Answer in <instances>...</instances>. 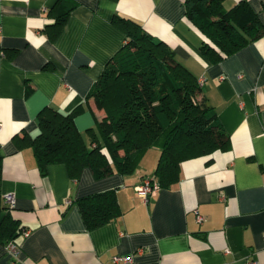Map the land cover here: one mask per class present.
Listing matches in <instances>:
<instances>
[{"label":"crops","instance_id":"crops-1","mask_svg":"<svg viewBox=\"0 0 264 264\" xmlns=\"http://www.w3.org/2000/svg\"><path fill=\"white\" fill-rule=\"evenodd\" d=\"M184 1L0 0V227L6 216L17 223L16 234L0 233V264H264V34L213 61ZM240 1L224 0V8ZM248 1L264 24V0ZM72 5L54 33L55 15ZM116 16L138 21L172 48L230 137L228 149L184 160L168 186L155 174L158 147L129 173L96 178L87 167L72 178L64 162L42 174L32 146L15 140L39 132L46 107L78 109L86 141L89 129L100 136L106 112L89 94L126 43ZM146 178L160 184L147 200L137 189ZM109 188L121 215L88 227L78 199ZM7 193L15 197L11 208ZM126 255L133 262L114 259Z\"/></svg>","mask_w":264,"mask_h":264},{"label":"trees","instance_id":"trees-1","mask_svg":"<svg viewBox=\"0 0 264 264\" xmlns=\"http://www.w3.org/2000/svg\"><path fill=\"white\" fill-rule=\"evenodd\" d=\"M184 6L187 18L205 35L202 48L213 61L264 34V24L248 0L229 10L224 0H185ZM72 7L57 12L54 33L64 25ZM115 21L126 43L107 62L89 94L106 111L100 136L89 129L90 141H86L75 123L78 109L64 113L46 107L38 115L39 132L15 136V140L32 146L42 174L49 164L64 162L72 178H79L87 167L96 178L129 173L148 149L158 147L161 153L155 174L162 186H168L179 179L184 160L228 149L230 137L216 109L199 101L197 77L172 48L132 18L116 16ZM78 204L88 227L122 213L116 188L80 197ZM16 228L17 223L6 216L0 233L10 237Z\"/></svg>","mask_w":264,"mask_h":264},{"label":"built area","instance_id":"built-area-1","mask_svg":"<svg viewBox=\"0 0 264 264\" xmlns=\"http://www.w3.org/2000/svg\"><path fill=\"white\" fill-rule=\"evenodd\" d=\"M202 80H200L201 82ZM1 122H0V128H1ZM137 189H138V192L140 194V196H142L144 199H149V197H151L152 195L156 194L159 189H160V184L155 180V179H150V178H146L142 181V183H140L138 186H137ZM4 199L7 203V205L11 208L15 205V197H14V194L13 193H7L5 196H4ZM197 218H198V221H202L204 219V217L197 213ZM23 234L25 236L29 235L30 234V230L29 229H25L23 231ZM12 247H14V245L12 244ZM114 259L116 261L118 260H124L126 263H131L133 262V257L131 255H126V256H116L114 257ZM246 264H259L258 261L256 260H251V261H248Z\"/></svg>","mask_w":264,"mask_h":264},{"label":"rangeland","instance_id":"rangeland-1","mask_svg":"<svg viewBox=\"0 0 264 264\" xmlns=\"http://www.w3.org/2000/svg\"><path fill=\"white\" fill-rule=\"evenodd\" d=\"M106 112V111H105Z\"/></svg>","mask_w":264,"mask_h":264}]
</instances>
